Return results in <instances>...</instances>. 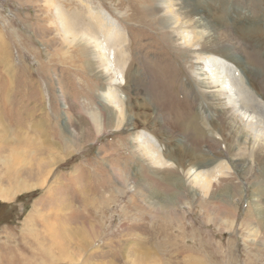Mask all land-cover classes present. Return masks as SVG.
I'll return each mask as SVG.
<instances>
[{"label":"rangeland","instance_id":"374dc122","mask_svg":"<svg viewBox=\"0 0 264 264\" xmlns=\"http://www.w3.org/2000/svg\"><path fill=\"white\" fill-rule=\"evenodd\" d=\"M173 2L200 23L176 21V4L164 0H0V160L21 155L7 172L0 161V178L26 186L0 199V264H264V114L254 107L264 98V50L252 61L240 30L264 31V0ZM89 7L122 39H103ZM60 16L77 36L63 33ZM218 24L242 64L224 101L255 115L253 126L230 111L233 127L222 128L201 104L196 63L212 60L203 42ZM93 35L114 85L94 71ZM112 89L122 124L93 133L85 122L94 112L107 125ZM186 167L209 177L204 195L184 180Z\"/></svg>","mask_w":264,"mask_h":264},{"label":"bare ground","instance_id":"6f19581e","mask_svg":"<svg viewBox=\"0 0 264 264\" xmlns=\"http://www.w3.org/2000/svg\"><path fill=\"white\" fill-rule=\"evenodd\" d=\"M164 2L167 5L166 7H168L169 5L171 7L172 5L176 4V6H177L176 9L178 11H176V15L173 16L176 21L181 19L182 23H185L188 20H190L195 25L200 23V19H199L200 16L197 17L195 11L182 12L183 6H181L179 3L173 2V0H164ZM88 12L90 13V15L93 18V20H95V22L91 21V23H93L92 26L94 24L96 25V27L100 30L103 39L108 40L110 42H117L121 38V36L123 34L121 33L119 27L116 26L114 21L111 20L108 15H105L102 11H94L93 12L91 10V7H89ZM182 13H183V15H182ZM59 18L62 19L61 20V27H62L63 33L65 35H70L73 38L75 36H77V34H75V31L72 28L71 24L67 23V21H66V19L64 17L60 16ZM88 25H86V27ZM219 25L221 26V24L214 25V29H213L212 33L209 34V35L207 34V36L205 37V40L203 42V51H204V53L207 54L208 57L212 58V60L209 61L210 62V66H209V62L208 63L206 62V63L203 64L200 61V62L196 63L195 80H196L197 88L199 90L198 94H202V97H203V100L201 101V104L206 109V111L209 113L212 123H213L214 117H217L218 119H221L220 124H221L222 128L225 127L227 124H231L230 128L233 127V124H232L231 121L225 120V117H228L230 119L232 118L230 116L232 111L236 112V116L235 117L238 119V121H240L239 126H241V123L243 125L245 121L247 122L246 123L247 126H253L252 124L256 123V121H257L255 115H251V114L247 113V116L244 118L243 114L246 113L245 112L246 110H244L242 112L240 110H236L235 107H234L235 105L233 103L230 104L229 102L227 103L226 101H224V100H226V98L231 97L230 94L232 93V91H234L235 87L240 82L238 80L240 78V72H239L238 68H239V65L242 66V64H239L240 61L237 58L234 57V55L236 54L235 47L232 44L226 42V39L222 38L223 36H222V33H221V27ZM84 28H85V26H84ZM84 28H82V29L85 30ZM240 28H241L240 30H241V32H242V34L244 36L243 40H246L245 42H247L248 45L249 44H250V46L252 45L250 47L252 52L251 53L247 52V54H248L249 58L252 61H256L257 62V59L254 56H258L259 57V54H260V51H261L260 49L264 50V36H263L264 31L263 30H259V29L257 30V26L255 27V29H248V28H245V27H244L245 29H243V26L240 25ZM255 32H257V33H255ZM91 37L93 39V44H92V49H90V50H91V53H92L93 57L98 60L96 66L94 67L95 68L94 71L98 72V74L104 79V83L105 84H110V86L114 85L113 83L117 82L116 81V76H115L116 72L114 71V66H112V64L110 63L109 57H106V53L104 52L103 42H101L102 40H100V38L95 36V35H93ZM256 40H260V41L263 40V42L259 43V44L258 43H254V41H256ZM86 43L89 44L88 41H86L85 44ZM236 47H238V46H236ZM228 54H230L233 58L227 57ZM82 57H84V56H82ZM249 58L247 57V60L244 59V62L246 64H248V65L251 62ZM205 65H207L206 68H204ZM207 68H210L209 71H207ZM126 82H127V86H131L133 89H136L135 86L137 84H135V82L131 81L130 78H128V80ZM259 82H260V80H259ZM101 91H102V94L104 93V95H106L107 91H110V90L106 88V89H103V90L101 89ZM111 92H109L107 97H104V95H103V97L106 98L105 100L107 102V105H109L110 107L112 106V107L115 108V110L112 109V110L108 111L107 113H105L106 114L105 116L107 118V121L105 123L107 125L104 126L103 122L100 123L101 120L98 119L95 116L94 112L93 113H89V117L90 118H89L88 122L87 121L85 122V124H89V125L92 126L91 129H92L93 133L97 134L101 130H103L104 128L116 129V128L119 127L120 124H122V120H123L122 109H120V107L118 106V104L115 101V99H117L115 90L112 89ZM229 101H232V99H229ZM107 105H106V107H107ZM166 105H167V102H166ZM256 105H257V109L261 113L264 114V98L262 96H261L260 102H259V100L255 102V105H254L255 108H256ZM163 106H165V103H164ZM241 108H242V106H241ZM232 114H233V112H232ZM217 124H219V123H217ZM102 126H103V129H102ZM79 129H83V128L79 127ZM69 131H70V135L74 134L72 130H69ZM219 131H222V130H219ZM84 134L85 133H83V132L81 133V132L78 131V133L76 135V139H77V136L84 138ZM231 136H229V137H231ZM85 137H86V135H85ZM143 139H144V137L143 136L141 137V134L140 135L139 134H135L132 137V140L135 143H139L140 144L141 147L139 148V150L146 156L147 159L152 161V163L154 164L153 166H158V167L159 166H163L166 163V160H162L158 154H156V155L152 154L151 150H150L151 149V145L149 143H147L146 140H143ZM6 140H8L7 137H6ZM43 140L45 141L46 139H43ZM262 153L263 152H261L260 154H262ZM20 157H21V155L19 153L12 152V154L10 156V160H7V161H4L3 159L0 160L1 163L5 165L6 172L8 171V169L14 168V166L16 165L15 159L17 160ZM13 158H15V159H13ZM19 160H21V158ZM190 165H192V163L191 164L190 163L186 164L187 167L190 166ZM219 166H220V163H219ZM221 167H222V165L220 166V168ZM197 171H198V169L197 170H192L191 168H187L186 170H183V173H184V176H185L184 180L188 181L189 183H191L190 185H191L192 189L195 188V190H197L201 195H204L208 191L210 180H209V177H206V175L203 172H200V171L197 172ZM9 174L5 173V177H3V178H5V180H2V178H0V199H2V200L8 199L11 195H13L16 192H19V191L23 190L24 187H26L24 185V183H22L19 178H15L13 180V178L6 177ZM15 176H17V175H15ZM15 180H16V183H15ZM2 181L7 182V184L3 185ZM13 181H14V184L12 185L11 183H13ZM27 183H29V182H27ZM32 187H34V185ZM205 196H207V195H205ZM84 240H85L84 237L81 236L79 243L77 245H75L76 247H79V249H76V250L82 251L84 249V244L86 243V241H84ZM72 244H73V242H72ZM72 244H71V246L73 247ZM38 254H40V253H38ZM26 263H27V261H26ZM28 264H30V262Z\"/></svg>","mask_w":264,"mask_h":264}]
</instances>
